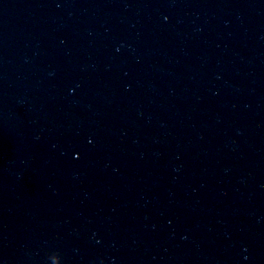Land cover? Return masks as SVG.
<instances>
[{"label":"water","instance_id":"1","mask_svg":"<svg viewBox=\"0 0 264 264\" xmlns=\"http://www.w3.org/2000/svg\"><path fill=\"white\" fill-rule=\"evenodd\" d=\"M0 264H264V0H0Z\"/></svg>","mask_w":264,"mask_h":264}]
</instances>
